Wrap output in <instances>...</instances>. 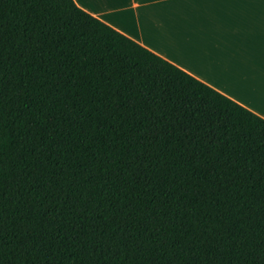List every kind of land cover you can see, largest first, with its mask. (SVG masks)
Here are the masks:
<instances>
[{
	"label": "trees",
	"instance_id": "obj_1",
	"mask_svg": "<svg viewBox=\"0 0 264 264\" xmlns=\"http://www.w3.org/2000/svg\"><path fill=\"white\" fill-rule=\"evenodd\" d=\"M0 264H264V118L74 0H0Z\"/></svg>",
	"mask_w": 264,
	"mask_h": 264
},
{
	"label": "crops",
	"instance_id": "obj_2",
	"mask_svg": "<svg viewBox=\"0 0 264 264\" xmlns=\"http://www.w3.org/2000/svg\"><path fill=\"white\" fill-rule=\"evenodd\" d=\"M125 36L264 118V0L159 6L74 0Z\"/></svg>",
	"mask_w": 264,
	"mask_h": 264
},
{
	"label": "snow or ice",
	"instance_id": "obj_3",
	"mask_svg": "<svg viewBox=\"0 0 264 264\" xmlns=\"http://www.w3.org/2000/svg\"><path fill=\"white\" fill-rule=\"evenodd\" d=\"M152 3H159V6L166 5H187V4H203V3H222L233 5H245L253 3L254 0H149ZM264 7V5H262ZM262 68V88H264V62L261 64Z\"/></svg>",
	"mask_w": 264,
	"mask_h": 264
}]
</instances>
